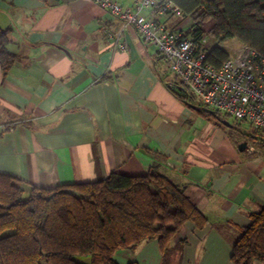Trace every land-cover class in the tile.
Listing matches in <instances>:
<instances>
[{
	"label": "crops",
	"instance_id": "crops-1",
	"mask_svg": "<svg viewBox=\"0 0 264 264\" xmlns=\"http://www.w3.org/2000/svg\"><path fill=\"white\" fill-rule=\"evenodd\" d=\"M115 1L135 9V0ZM140 14L169 29L191 27L188 17L153 8ZM0 29L17 56L0 68V173L25 189L53 188L156 166L208 220L202 229L183 225L175 263L232 264L240 230L264 206V132L243 136L177 88L157 48L94 0H0ZM148 246L142 259L159 264L157 241ZM135 250L114 260L142 264Z\"/></svg>",
	"mask_w": 264,
	"mask_h": 264
},
{
	"label": "trees",
	"instance_id": "trees-1",
	"mask_svg": "<svg viewBox=\"0 0 264 264\" xmlns=\"http://www.w3.org/2000/svg\"><path fill=\"white\" fill-rule=\"evenodd\" d=\"M169 1L192 21L185 35L194 41L206 33L218 43L234 39L264 55V0ZM207 23L204 32L201 25ZM7 35L0 29L3 73L17 59L6 49ZM230 55L218 44L207 50V61L219 67ZM176 87L187 93L180 82ZM25 188L21 180L0 173V264H84L83 258L88 264H118L117 251H134L152 240L164 264L186 222L197 229L208 223L185 189L156 166L140 176L111 173L92 182ZM250 221L232 245V264H264V206L250 215Z\"/></svg>",
	"mask_w": 264,
	"mask_h": 264
},
{
	"label": "built area",
	"instance_id": "built-area-1",
	"mask_svg": "<svg viewBox=\"0 0 264 264\" xmlns=\"http://www.w3.org/2000/svg\"><path fill=\"white\" fill-rule=\"evenodd\" d=\"M94 1L125 27L133 26L143 43L157 48L168 70L193 100L264 131V55L241 45L214 67L201 46L204 39L194 41L185 35L188 29H169L140 14L142 9L153 8L157 13L182 17V11L171 1L135 0L134 10L115 0Z\"/></svg>",
	"mask_w": 264,
	"mask_h": 264
},
{
	"label": "rangeland",
	"instance_id": "rangeland-1",
	"mask_svg": "<svg viewBox=\"0 0 264 264\" xmlns=\"http://www.w3.org/2000/svg\"><path fill=\"white\" fill-rule=\"evenodd\" d=\"M181 19H187V17L183 18V16H182ZM186 24L190 26V24L192 25V21L188 18ZM209 26H210V24L207 23V24L201 25V28H202V30L204 32H206L208 30ZM203 39H204V43H203L202 48L204 50H206V51L219 44L224 49L228 50L229 53L233 54V52L239 46H241V44L236 42V40H234V39H230V40H226V41H224L222 43H218V41L216 39L212 38L211 36L207 35L206 33L203 34ZM219 114L222 116V119H224L228 124L231 125L232 128H239V130L242 132L243 136L244 135L253 136L252 130L254 128L250 127L244 121H240V120L234 119L233 117H230V116H228V115H226L224 113H220L219 112ZM27 194H28V190H25V192L23 194V198H25L27 196ZM177 237H179V234H177ZM175 240H176V238L172 241V243L170 245L171 253L169 252V255H168L169 260H166L164 264H177V263H175V260H174V254H176V252L174 254H172L173 251L177 250L176 247L173 246ZM149 242H151V241L142 242L141 246H139L135 250V252L131 254L133 260H135L136 258L137 259L141 258L140 260H142V264H146L144 262V259H142L143 257H141V256L145 255V252L148 251V248L152 247V246H148ZM148 254L150 255V251L148 252ZM116 258H117V262L118 263L123 264V261H121L118 256H116ZM160 259H161V261L159 262V264H162V262L164 261V258L160 257ZM80 262H82L84 264H88V259L87 258L80 259Z\"/></svg>",
	"mask_w": 264,
	"mask_h": 264
},
{
	"label": "water",
	"instance_id": "water-1",
	"mask_svg": "<svg viewBox=\"0 0 264 264\" xmlns=\"http://www.w3.org/2000/svg\"><path fill=\"white\" fill-rule=\"evenodd\" d=\"M243 147H244V148L247 147V144H246V143H241V144L238 146L239 149H241V148H243Z\"/></svg>",
	"mask_w": 264,
	"mask_h": 264
}]
</instances>
